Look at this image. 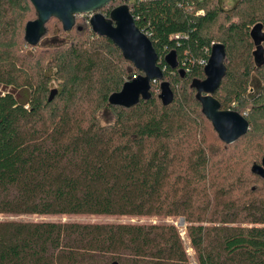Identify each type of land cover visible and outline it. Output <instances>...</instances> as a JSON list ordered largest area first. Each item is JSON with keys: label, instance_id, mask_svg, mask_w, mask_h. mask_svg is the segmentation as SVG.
<instances>
[{"label": "trees", "instance_id": "16d2710c", "mask_svg": "<svg viewBox=\"0 0 264 264\" xmlns=\"http://www.w3.org/2000/svg\"><path fill=\"white\" fill-rule=\"evenodd\" d=\"M151 41L174 100L125 109L108 99L141 74L89 19H51L30 47L29 0H0V215L182 218L196 264H264V0H113ZM56 37L58 43H43ZM226 52L214 98L248 133L223 144L196 84L213 44ZM175 52L177 68L164 58ZM109 109L113 123L101 125ZM0 264H190L172 224L0 221Z\"/></svg>", "mask_w": 264, "mask_h": 264}, {"label": "water", "instance_id": "95a60500", "mask_svg": "<svg viewBox=\"0 0 264 264\" xmlns=\"http://www.w3.org/2000/svg\"><path fill=\"white\" fill-rule=\"evenodd\" d=\"M113 0H29L37 18L25 26L24 39L28 46H37L46 34V24L51 19L61 23L65 33H69L75 25V16L91 15L89 26L92 32L109 39L122 53L124 60L130 62L139 71L137 77L124 83L121 90L110 95V106L129 109L151 98L150 85L160 82L158 95L163 106H169L173 100V92L157 65L158 57L148 36L135 25V21L127 5H120L111 10L108 17L99 13ZM226 52L222 44H213L207 63L204 66V80L196 84L197 100L201 105L204 117L211 123L218 139L225 145H231L245 136L249 131L247 121L231 110H222L214 98L222 79L226 75ZM170 69L178 64L175 52L164 58ZM251 173L264 180V156L260 164H253ZM184 223V222H183Z\"/></svg>", "mask_w": 264, "mask_h": 264}, {"label": "rangeland", "instance_id": "374dc122", "mask_svg": "<svg viewBox=\"0 0 264 264\" xmlns=\"http://www.w3.org/2000/svg\"><path fill=\"white\" fill-rule=\"evenodd\" d=\"M236 0H222V7L225 10L230 9ZM120 6V5H118ZM91 15H78L79 22H85L90 18ZM58 38L51 37L46 38L43 43H58ZM14 93L18 97H22L17 91L12 88H5L0 86V94L3 93ZM98 119L101 125H108L113 123V114L109 109H102L98 113ZM261 162V161H260ZM257 164L256 162L252 163ZM260 164V163H259ZM252 167V166H251ZM1 220H22V221H52V222H78V223H105V224H155V223H166L174 225L187 248V254L189 257L190 264H196V259L192 249L189 248L188 240L185 237L184 232V221L182 218H156V217H117V216H10L0 215Z\"/></svg>", "mask_w": 264, "mask_h": 264}]
</instances>
